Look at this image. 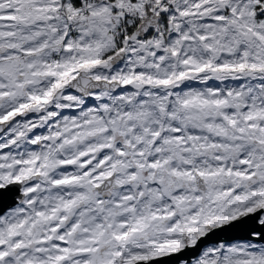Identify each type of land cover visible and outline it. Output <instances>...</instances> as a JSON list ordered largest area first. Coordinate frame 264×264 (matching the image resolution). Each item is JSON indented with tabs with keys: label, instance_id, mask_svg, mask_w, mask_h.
<instances>
[{
	"label": "snow or ice",
	"instance_id": "snow-or-ice-1",
	"mask_svg": "<svg viewBox=\"0 0 264 264\" xmlns=\"http://www.w3.org/2000/svg\"><path fill=\"white\" fill-rule=\"evenodd\" d=\"M0 264H264V0H0Z\"/></svg>",
	"mask_w": 264,
	"mask_h": 264
}]
</instances>
